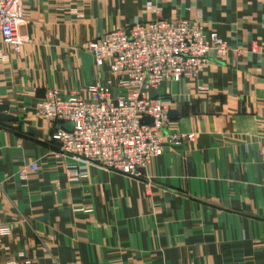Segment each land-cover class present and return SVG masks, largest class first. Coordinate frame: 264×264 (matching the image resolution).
I'll use <instances>...</instances> for the list:
<instances>
[{
	"label": "crops",
	"instance_id": "1",
	"mask_svg": "<svg viewBox=\"0 0 264 264\" xmlns=\"http://www.w3.org/2000/svg\"><path fill=\"white\" fill-rule=\"evenodd\" d=\"M20 13V55L0 44V114L15 118L0 122V264H264V0H28ZM155 19L199 20L228 47L148 91L169 103L165 133L194 141L164 143L141 178L60 154L45 91L87 98L109 77L87 44Z\"/></svg>",
	"mask_w": 264,
	"mask_h": 264
},
{
	"label": "built area",
	"instance_id": "2",
	"mask_svg": "<svg viewBox=\"0 0 264 264\" xmlns=\"http://www.w3.org/2000/svg\"><path fill=\"white\" fill-rule=\"evenodd\" d=\"M28 0H0V44L19 56L27 43L20 28L26 18L20 13ZM86 50L96 70L106 66L109 77L87 89L88 97L63 96L48 89L37 104L40 115L53 125L50 139L59 153L128 177L141 178L142 172L162 156L163 144L180 146L193 142L194 134L165 133L171 113L169 103L150 98L148 91L164 81L192 80L204 70L207 54L217 58L228 52L227 44L213 31H206L199 20L155 19L114 29L90 41ZM0 59L8 58L0 54ZM121 91V92H120ZM150 118L151 123H145ZM66 123L72 124L69 132ZM38 162L20 172L37 174ZM69 182L82 174L68 169ZM4 264H17L6 259Z\"/></svg>",
	"mask_w": 264,
	"mask_h": 264
},
{
	"label": "water",
	"instance_id": "3",
	"mask_svg": "<svg viewBox=\"0 0 264 264\" xmlns=\"http://www.w3.org/2000/svg\"><path fill=\"white\" fill-rule=\"evenodd\" d=\"M169 118L172 119V116L170 115ZM14 119L15 118H13L11 116L0 114V122L13 121ZM143 121L145 123H151V119L150 118H144ZM64 129L70 132L72 130V124L71 123H66L64 125Z\"/></svg>",
	"mask_w": 264,
	"mask_h": 264
}]
</instances>
